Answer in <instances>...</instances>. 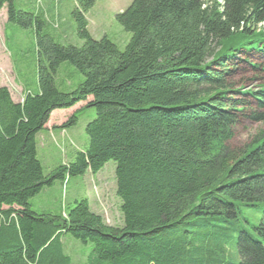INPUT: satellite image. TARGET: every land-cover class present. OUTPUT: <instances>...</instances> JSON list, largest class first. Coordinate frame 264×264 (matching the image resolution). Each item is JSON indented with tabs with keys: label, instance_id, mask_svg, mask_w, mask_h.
Segmentation results:
<instances>
[{
	"label": "trees",
	"instance_id": "16d2710c",
	"mask_svg": "<svg viewBox=\"0 0 264 264\" xmlns=\"http://www.w3.org/2000/svg\"><path fill=\"white\" fill-rule=\"evenodd\" d=\"M14 1L0 0V11L35 29L39 89L16 103L0 82V264H67L65 234L93 245L86 264H264V133L233 146L246 110L264 121V84L228 83L240 62L258 68L250 55L264 54V0H133L116 15L131 33L124 51L88 30L100 0H76L80 47L43 34L42 18ZM63 63L84 76L66 93L55 83ZM84 103L97 114L88 148L45 174L38 135L55 111ZM76 113L57 129L75 126ZM110 161L122 228L86 199L64 217L33 210L44 188ZM241 207L260 210L259 224L245 227Z\"/></svg>",
	"mask_w": 264,
	"mask_h": 264
},
{
	"label": "rangeland",
	"instance_id": "374dc122",
	"mask_svg": "<svg viewBox=\"0 0 264 264\" xmlns=\"http://www.w3.org/2000/svg\"><path fill=\"white\" fill-rule=\"evenodd\" d=\"M132 2L133 0L98 1L86 16L91 36L96 40L107 37L124 51L131 39V33L125 31L116 21V15L126 10ZM14 7L39 15L44 22L43 34L53 37L57 43L82 46L72 15L76 8V0H15ZM36 43L34 28L23 29L17 24L10 23L8 6L0 11V82L16 99L23 98L21 95L24 86L33 93H37L39 89ZM250 62L258 68L240 62L228 79L232 90L241 88L257 90L264 84V54L250 55ZM83 80L84 76L75 67L63 63L57 71L55 83L60 91L66 93L76 89ZM237 98L245 99L241 96ZM75 112L77 124L67 128L63 134L62 131L54 133L42 131L37 137L38 158L45 174L70 163L77 151H85L89 146L86 127L97 114L94 109L86 108L85 103L69 111L55 113L50 126L52 128L62 126ZM252 112L253 110L248 109L240 118L233 142L236 148L245 147L253 138L264 133V121L252 120L250 116ZM84 199L89 201L95 213L102 215L107 225L123 227L122 200L117 194L115 162H108L96 175L88 173L80 177L67 176L66 181L57 180L32 198L30 203L38 213L64 217L77 201ZM240 217L242 224L248 227L246 220L254 225L259 224L262 214L260 210L241 207ZM234 236L236 239L237 233ZM62 243L66 256L70 258L67 264H86L87 257L93 249L92 244H84L69 234L63 235ZM230 248H235L234 242Z\"/></svg>",
	"mask_w": 264,
	"mask_h": 264
},
{
	"label": "crops",
	"instance_id": "0c3cea01",
	"mask_svg": "<svg viewBox=\"0 0 264 264\" xmlns=\"http://www.w3.org/2000/svg\"><path fill=\"white\" fill-rule=\"evenodd\" d=\"M6 7V6H5ZM4 7V8H5ZM3 8V9H4ZM88 20V19H87ZM22 85H23V83H21ZM23 91H22V95L21 96H23V98H18V99H16V98H14L13 97V95H12V98H13V100L16 102V103H22L23 101H24V98H25V95H26V93L29 91V89L26 87V86H24V88L22 89ZM11 93V92H10ZM80 105V104H79ZM78 106V105H77ZM76 106V107H77ZM75 107V108H76ZM74 109V108H73ZM66 111H69V110H66ZM60 111H55L53 114H52V116H51V118L53 119V115L55 114V113H59ZM64 112V111H63ZM52 119H51V121H52ZM50 121H49V123L46 125V127L44 128V130L43 131H47L48 133H54L55 131H62V134H63V131H65V130H60V129H57V127H51L50 126ZM42 133V132H41ZM40 133V134H41ZM65 133V132H64ZM42 147H43V145H42ZM91 174V173H90ZM90 207H91V205H90ZM32 208H33V206H32ZM34 210V209H33ZM91 210L93 211V209H92V207H91ZM35 211V210H34ZM36 212V211H35ZM94 213H95V211H93ZM36 213H38V212H36ZM38 214H41V215H45L46 213H38ZM48 215H51L50 213H47ZM97 214V213H96ZM98 215H101V214H98ZM102 216V215H101ZM63 247H64V244H63ZM64 251H65V249H64ZM66 252V251H65Z\"/></svg>",
	"mask_w": 264,
	"mask_h": 264
},
{
	"label": "bare ground",
	"instance_id": "6f19581e",
	"mask_svg": "<svg viewBox=\"0 0 264 264\" xmlns=\"http://www.w3.org/2000/svg\"><path fill=\"white\" fill-rule=\"evenodd\" d=\"M209 1V0H208Z\"/></svg>",
	"mask_w": 264,
	"mask_h": 264
}]
</instances>
